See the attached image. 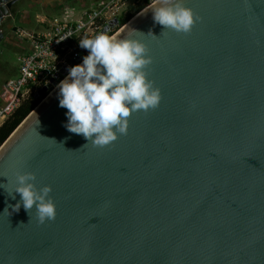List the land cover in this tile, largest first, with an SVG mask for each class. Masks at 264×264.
Listing matches in <instances>:
<instances>
[{
    "label": "water",
    "instance_id": "1",
    "mask_svg": "<svg viewBox=\"0 0 264 264\" xmlns=\"http://www.w3.org/2000/svg\"><path fill=\"white\" fill-rule=\"evenodd\" d=\"M19 1L0 0V44ZM184 2L190 32L156 24V0L111 36L146 44L162 96L126 135L69 132L57 88L1 145L0 184L35 173L56 218L0 188V264H264V0Z\"/></svg>",
    "mask_w": 264,
    "mask_h": 264
},
{
    "label": "clouds",
    "instance_id": "2",
    "mask_svg": "<svg viewBox=\"0 0 264 264\" xmlns=\"http://www.w3.org/2000/svg\"><path fill=\"white\" fill-rule=\"evenodd\" d=\"M151 11L156 24L178 33L190 32L198 19L184 0H159ZM79 46L88 54L70 66L57 85L59 106L67 109L64 126L93 146H108L127 134L133 112H147L161 102V90L145 71L152 57L141 40H117L103 32L80 39ZM35 180L33 172L17 171L10 186L6 187L8 178L0 188L13 200L19 194L20 199L10 205L13 211L18 212L21 205L28 213L34 210L38 223L44 224L56 218V204L50 196L51 185L38 187Z\"/></svg>",
    "mask_w": 264,
    "mask_h": 264
},
{
    "label": "built area",
    "instance_id": "3",
    "mask_svg": "<svg viewBox=\"0 0 264 264\" xmlns=\"http://www.w3.org/2000/svg\"><path fill=\"white\" fill-rule=\"evenodd\" d=\"M133 0H106L86 8L76 17L71 10L49 23L45 31L19 28V38L27 41L31 50L18 57V75L8 79L0 90V127L26 101L47 98L65 78L70 66L82 62L88 50L79 40L105 31L109 36L121 28V16ZM151 3L156 0H150ZM118 18L119 23L114 20Z\"/></svg>",
    "mask_w": 264,
    "mask_h": 264
},
{
    "label": "crops",
    "instance_id": "4",
    "mask_svg": "<svg viewBox=\"0 0 264 264\" xmlns=\"http://www.w3.org/2000/svg\"><path fill=\"white\" fill-rule=\"evenodd\" d=\"M106 0H20L13 6V16L7 20V37L3 40L5 46H12L17 49V59L21 54L29 52L31 47L26 40L15 39L16 31L21 28L28 31H45L49 27L50 21L60 17L66 9L78 17L86 8H91ZM0 44V45H1ZM18 75V67L12 76L7 78L4 83ZM3 83V84H4Z\"/></svg>",
    "mask_w": 264,
    "mask_h": 264
},
{
    "label": "trees",
    "instance_id": "5",
    "mask_svg": "<svg viewBox=\"0 0 264 264\" xmlns=\"http://www.w3.org/2000/svg\"><path fill=\"white\" fill-rule=\"evenodd\" d=\"M150 3V0H133L128 5L127 12L121 16V24H126L133 16ZM37 105L38 101H26L5 121L0 127V147Z\"/></svg>",
    "mask_w": 264,
    "mask_h": 264
},
{
    "label": "rangeland",
    "instance_id": "6",
    "mask_svg": "<svg viewBox=\"0 0 264 264\" xmlns=\"http://www.w3.org/2000/svg\"><path fill=\"white\" fill-rule=\"evenodd\" d=\"M17 38L19 39L18 35L15 37V39L18 40ZM12 48L13 47L10 45L5 46V43L0 45V90L4 81L12 76L15 72V69L18 67L16 52L19 51Z\"/></svg>",
    "mask_w": 264,
    "mask_h": 264
}]
</instances>
